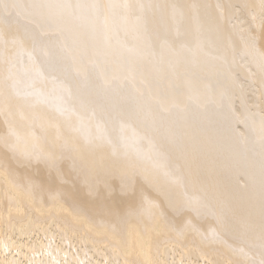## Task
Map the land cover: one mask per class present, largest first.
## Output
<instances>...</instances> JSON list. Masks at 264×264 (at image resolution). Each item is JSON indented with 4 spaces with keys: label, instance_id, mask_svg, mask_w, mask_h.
<instances>
[{
    "label": "bare ground",
    "instance_id": "1",
    "mask_svg": "<svg viewBox=\"0 0 264 264\" xmlns=\"http://www.w3.org/2000/svg\"><path fill=\"white\" fill-rule=\"evenodd\" d=\"M0 264H264V0H0Z\"/></svg>",
    "mask_w": 264,
    "mask_h": 264
}]
</instances>
